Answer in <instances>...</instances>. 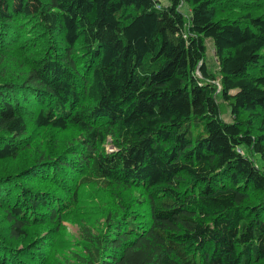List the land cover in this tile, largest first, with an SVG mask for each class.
Masks as SVG:
<instances>
[{
  "label": "trees",
  "instance_id": "trees-1",
  "mask_svg": "<svg viewBox=\"0 0 264 264\" xmlns=\"http://www.w3.org/2000/svg\"><path fill=\"white\" fill-rule=\"evenodd\" d=\"M238 1L0 0V264H264V0Z\"/></svg>",
  "mask_w": 264,
  "mask_h": 264
},
{
  "label": "rangeland",
  "instance_id": "rangeland-1",
  "mask_svg": "<svg viewBox=\"0 0 264 264\" xmlns=\"http://www.w3.org/2000/svg\"><path fill=\"white\" fill-rule=\"evenodd\" d=\"M160 2H161V4H163V5H166L167 4V2H166V0H159ZM240 1H246V0H239L238 2H240ZM252 3V2H251ZM255 3V2H254ZM257 3V2H256ZM255 3V4H256ZM241 6L240 5H238V4H236V3H233V4H231L230 5V8L228 9H226L225 7H224V9L225 10H230V9H232L230 12H231V14L230 15H238V13H241V14H246L247 12H245V11H243L241 8H240ZM255 6L254 5H251V8H254ZM242 10V11H241ZM181 11L186 15V16H189V14H190V10H189V8H188V6H187V4L186 3H183L182 4V6H181ZM249 12V11H248ZM226 14H227V11L225 12ZM255 13H259V12H255ZM219 15H221V14H219ZM242 15V16H243ZM239 17V16H238ZM205 46H206V52H205V56H204V58H205V63H206V66H207V70L210 72V73H213L217 78H216V81H215V84L217 85V87L219 86V81H218V79H219V77H220V75H219V73H218V63H217V61H216V58H215V56H214V50H213V45H212V42H211V40L210 39H208V40H205ZM219 90V89H218ZM218 92V91H217ZM222 118L224 119V120H226L227 122H230L231 121V117H230V115L228 114V108L225 106V105H223L222 106ZM107 148H109V147H107ZM112 148H110L109 150H111ZM256 161L257 162H260L261 163V161H260V159H256ZM65 227L67 228L66 230H67V232L69 233V234H71V235H75L76 234V227L75 226H72V225H70V224H68V223H65Z\"/></svg>",
  "mask_w": 264,
  "mask_h": 264
}]
</instances>
